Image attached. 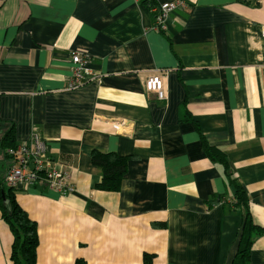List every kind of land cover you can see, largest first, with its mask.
<instances>
[{
	"label": "crops",
	"instance_id": "crops-1",
	"mask_svg": "<svg viewBox=\"0 0 264 264\" xmlns=\"http://www.w3.org/2000/svg\"><path fill=\"white\" fill-rule=\"evenodd\" d=\"M186 1L162 31L138 0H0V183L12 127L15 145L38 133L74 188L13 189L36 264H231L244 209L203 141L264 229V0ZM74 51L96 76L68 89ZM153 74L165 100L145 88ZM92 151L129 156L118 191L96 187ZM12 239L0 211V264ZM246 264H264V232Z\"/></svg>",
	"mask_w": 264,
	"mask_h": 264
},
{
	"label": "trees",
	"instance_id": "trees-1",
	"mask_svg": "<svg viewBox=\"0 0 264 264\" xmlns=\"http://www.w3.org/2000/svg\"><path fill=\"white\" fill-rule=\"evenodd\" d=\"M153 2L151 0H142V3L148 8H150ZM2 144L5 149L16 146L12 127L5 131ZM203 147L209 158L223 164L226 175L229 177L231 183H233L235 193L232 205L244 209V221L242 223L238 248L231 264H246L251 248V232L256 230L257 233H262L264 229L256 226L252 222L248 210L246 191L232 177V172L229 169L224 153L208 145L205 141H203ZM90 157L92 163L99 167L102 172L101 179L96 184V187L108 191H118L126 172V164L129 156L113 152L101 153L92 151ZM219 199L210 202V205L218 203ZM0 211L2 219L8 224L13 237L10 252L12 263L36 264V248L38 245L36 222L19 205L13 194V189L4 186V181L0 183ZM144 258L146 259V264H149L148 256L145 255Z\"/></svg>",
	"mask_w": 264,
	"mask_h": 264
},
{
	"label": "built area",
	"instance_id": "built-area-1",
	"mask_svg": "<svg viewBox=\"0 0 264 264\" xmlns=\"http://www.w3.org/2000/svg\"><path fill=\"white\" fill-rule=\"evenodd\" d=\"M151 1H154L149 8L154 16V28L162 31L166 30L167 20L172 12L177 8L187 7L186 0ZM262 35L264 36V31ZM71 62L72 74L67 84L68 89H75L95 78L96 75L89 65V54L74 51L71 53ZM145 88L148 92L154 93L157 99H166L159 75L149 76ZM6 153L13 158L14 163L4 178L5 187L16 189L44 182L48 189L60 192L62 195L70 194L74 190L70 175L50 157L46 142L35 131L31 133L29 143L9 147Z\"/></svg>",
	"mask_w": 264,
	"mask_h": 264
}]
</instances>
